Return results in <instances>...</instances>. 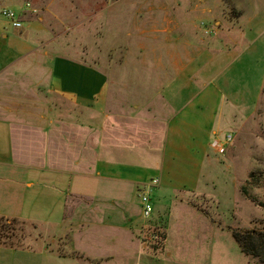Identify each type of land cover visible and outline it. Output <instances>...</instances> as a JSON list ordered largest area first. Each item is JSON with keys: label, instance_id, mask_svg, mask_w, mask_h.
I'll return each instance as SVG.
<instances>
[{"label": "rangeland", "instance_id": "rangeland-1", "mask_svg": "<svg viewBox=\"0 0 264 264\" xmlns=\"http://www.w3.org/2000/svg\"><path fill=\"white\" fill-rule=\"evenodd\" d=\"M3 9L14 10L23 28H14L2 15ZM243 36L245 44L240 43ZM197 49L219 57L215 60L219 75L204 85L224 95L218 124L208 133L213 163L205 167L208 174L202 186L194 193H168L163 201H158L160 186L151 187L156 210L164 208L163 203L168 210L165 207L162 213L156 211L144 219L141 191L126 183L103 182L110 201L118 202V207L109 202L103 218L131 224L141 242L131 243L128 233L118 235L115 241L108 230L103 233L107 241L95 239L94 233L88 238L75 236L74 248L69 233L61 238L58 235L61 228L51 230L29 222L36 226L24 229V243L30 249L4 252L0 264H100L76 250L116 256L103 264H264V258L243 254L234 237L236 231H264V0H0V67L15 61L0 77V107L26 103L23 95L33 98L32 86L43 74L37 65L47 68L55 56H66L85 60L110 76L109 100L114 107L120 105L116 80L129 84L127 92H120L125 100L121 105L127 109L124 116L135 112L133 106L138 104L145 113L156 104L164 107L163 98L139 97L138 92L143 93L147 86L162 90L165 83L157 80L164 69L168 72L172 67L171 60L181 54L185 58L188 51L191 54ZM44 71L47 74V69ZM140 74L151 76L154 82L125 80ZM45 105L60 107V113L52 117L54 133L66 144L80 137V125L100 122L96 114L79 112L67 101L49 98L47 92ZM136 132L139 134L131 137L134 142L154 138V132L146 131L143 124ZM228 136L233 140L220 154L218 146L224 145ZM160 138L155 141L159 143ZM0 139L4 145L2 133ZM173 180L175 188H182V178ZM82 219L78 215L76 224Z\"/></svg>", "mask_w": 264, "mask_h": 264}, {"label": "crops", "instance_id": "crops-1", "mask_svg": "<svg viewBox=\"0 0 264 264\" xmlns=\"http://www.w3.org/2000/svg\"><path fill=\"white\" fill-rule=\"evenodd\" d=\"M199 1L203 0H191L192 3ZM208 11L212 13V9ZM179 27L183 26L177 25ZM3 38L7 39V36ZM245 38L243 36L240 43L245 44ZM183 57L181 54L173 58L168 72L164 69L165 73L157 80L165 83L162 90L147 86L143 93L138 92L139 97L147 94L149 98H163L164 107L156 104L154 110L147 108L144 113L139 104L134 105L135 112L129 116H124L127 109L121 105V101L124 104L125 100L120 93L127 92L129 84L125 86L120 83L122 81L116 80L115 97L120 105L112 106L109 100L110 76L93 64L55 56L47 68L45 64L37 65V71L43 69V74L40 73L38 81L32 86L35 92L33 98L30 94L23 95L26 103H6L0 107V134L4 135V145H1L3 139H0V216L26 220L51 230L61 228L62 233L58 235L61 238L69 233L74 248L75 236L84 234L88 238L90 233H94L95 239L107 241L103 233L108 230L113 233L115 241L118 235L128 233L131 243L141 242L134 236L131 224L124 220L115 223L107 216L103 218L109 202L117 203L115 206L118 207V202L110 201L103 182L126 183L142 191L149 181L158 178V192L161 194L158 201H163L168 193L176 195L197 191L208 174L205 167L213 163L208 133L210 127L218 124L224 95L218 89L210 90L209 85L219 75L215 61L219 57L198 49L191 54L188 51ZM14 62L0 67V77ZM165 65L168 66V63ZM129 77L125 78L128 82H154L148 75ZM42 87H46L45 95L40 92ZM46 92L49 98L67 101L79 112L96 114L100 122L80 125V137L68 140L66 144L54 133L56 127L52 117L60 113V107L45 105ZM144 114L145 118L140 119ZM142 124L146 131L154 132V138L144 143L134 142L131 137L140 133L136 130ZM156 126L160 129L159 133ZM157 138H160L159 143L155 141ZM175 178H182V188L174 187ZM95 180L101 183L94 184ZM78 201L81 202L78 204ZM153 205L154 212L159 214L165 207L168 210L165 203L164 208L158 207L159 210H156L155 203ZM68 213L70 216L66 218ZM78 215L82 216L83 222L77 225L75 219ZM9 251L16 253L18 250L0 245V254ZM76 251L90 261H101L100 264L116 259L110 253L90 255Z\"/></svg>", "mask_w": 264, "mask_h": 264}, {"label": "trees", "instance_id": "trees-1", "mask_svg": "<svg viewBox=\"0 0 264 264\" xmlns=\"http://www.w3.org/2000/svg\"><path fill=\"white\" fill-rule=\"evenodd\" d=\"M27 225L36 228L26 220L0 216V245L14 250H29L30 246L24 243L25 236H23ZM234 237L243 254L254 259L264 258V231H236Z\"/></svg>", "mask_w": 264, "mask_h": 264}, {"label": "built area", "instance_id": "built-area-1", "mask_svg": "<svg viewBox=\"0 0 264 264\" xmlns=\"http://www.w3.org/2000/svg\"><path fill=\"white\" fill-rule=\"evenodd\" d=\"M27 7L31 8V5L28 3ZM2 15L12 23L14 28L16 29L23 28V23L21 21V18L17 15V13L14 10L3 9ZM232 140H233L232 136H228L226 139V143L224 145L218 146V151L220 154H224L226 152V145L231 144ZM151 182H152L151 185L150 184L147 185L145 189H143L140 192V201L143 209L142 214L144 219H150V217L154 212V205L150 197V188L155 187L160 183L159 179H153Z\"/></svg>", "mask_w": 264, "mask_h": 264}]
</instances>
